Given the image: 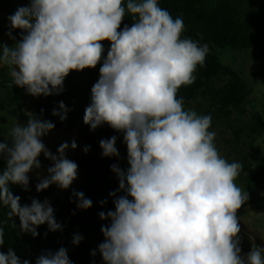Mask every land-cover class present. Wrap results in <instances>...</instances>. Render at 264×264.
<instances>
[{
	"label": "clouds",
	"instance_id": "obj_1",
	"mask_svg": "<svg viewBox=\"0 0 264 264\" xmlns=\"http://www.w3.org/2000/svg\"><path fill=\"white\" fill-rule=\"evenodd\" d=\"M126 14L134 23L120 31ZM9 20L13 29L27 34L13 47L0 45V67L8 66L14 85L33 96L58 94L71 71L95 68L104 52L101 42H111L84 115L92 130L107 123L123 132L128 150L126 171L111 166L127 195L115 199V211L99 214L111 219L101 229L105 240L99 251L105 264H264V248L253 245L241 255L237 212L249 199L235 183L242 164L220 155L216 133L209 131L212 117L185 110L184 99L178 97L182 86L195 82L197 66L209 53L207 44L181 38L182 18H173L159 0H31ZM60 108L64 115L53 114L65 120L68 109L63 102ZM54 127L30 117L11 128L10 144L0 142L5 163L0 205L10 209V218L18 216L21 230L34 237L45 223L52 232L62 231V225L49 201L33 199L21 206L11 186L30 190L29 173L41 168V153L53 163L36 185L38 192L53 184L68 189L78 173V165L65 156L68 143L54 155L42 142ZM116 140L100 141L103 156H119ZM71 147H77L75 141ZM73 195L78 208L92 207L83 192ZM82 239L77 234L73 243ZM4 242L0 227V248ZM0 264L29 261L21 262L9 248L0 251ZM36 264L72 261L61 247L40 255Z\"/></svg>",
	"mask_w": 264,
	"mask_h": 264
},
{
	"label": "trees",
	"instance_id": "obj_2",
	"mask_svg": "<svg viewBox=\"0 0 264 264\" xmlns=\"http://www.w3.org/2000/svg\"><path fill=\"white\" fill-rule=\"evenodd\" d=\"M159 4L173 18L183 19L185 28L181 38H191L209 47L205 63L198 65L194 73L195 82L182 86L178 91V97L184 99L185 110L210 115L212 123L215 119L227 122L233 133V139L228 144L234 145V148L243 136L254 140L264 133V104L262 109L253 107L252 111L249 110L253 89L243 77L236 57L237 52L254 49L264 61V0H159ZM133 23L131 14H126L119 30L122 31L125 25L131 27ZM21 36V32H15L0 45L13 47ZM103 47L102 60L97 66L71 71L58 94L30 95L25 88L14 85L8 66L0 68V109L15 107L24 118H30L26 110H32L34 118L52 122L55 125L53 130H75L77 135L69 140L70 144L75 141L77 147L72 148L73 152L67 159L78 165L79 181L65 192L62 200L55 199L50 203L62 231L52 232L48 225L43 224L37 228L39 235L34 237L30 232L21 230L18 216L10 218V209L0 205V227L4 229L5 241L0 251L7 253L11 248L21 262L27 260L29 264H36L40 255L64 247L72 264H105L99 251V245L105 240L101 229L110 226L111 219H101L99 214L115 211V199L127 195L119 188V178L111 166L115 164L126 171L130 165L123 132L116 131L107 123L92 130L84 122L85 110L92 103V87L100 78V67L110 50L106 44ZM261 75L264 77V72ZM61 102L68 109L65 120L53 114L55 110L64 115ZM113 136L117 137L119 156L105 157L100 141ZM11 139L10 134L5 137L0 125V142L10 144ZM85 147L89 148L87 153ZM245 160L247 162L242 164V169L247 170L252 161H257L264 174L263 158L248 152ZM4 167L5 163L0 159V171ZM32 176L31 171L29 191L19 185L11 186L13 194L21 198V206L31 205L33 199L43 203L42 196L50 194L49 189L38 192ZM74 192H83L92 201V207L86 210L78 208L79 201ZM77 234L83 237L78 245L73 243ZM93 251L95 255H92Z\"/></svg>",
	"mask_w": 264,
	"mask_h": 264
},
{
	"label": "rangeland",
	"instance_id": "obj_3",
	"mask_svg": "<svg viewBox=\"0 0 264 264\" xmlns=\"http://www.w3.org/2000/svg\"><path fill=\"white\" fill-rule=\"evenodd\" d=\"M30 2L31 0H0V43L6 39L8 40L15 32L22 33L21 39L23 35L27 34L20 29H13L9 16L14 14L19 7L29 6ZM101 43L111 47L110 41L105 40ZM236 57L237 65L241 67L243 77L253 89L249 110L252 111L253 107L262 109L264 104V77L261 73L264 72V61L254 49L237 52ZM26 111L29 117H34L32 110L27 109ZM28 120L29 118L20 116L15 107H2L0 109V125L4 130L5 137L17 122L26 124ZM209 131L216 133L214 143L220 155L229 162L246 163L245 155L248 152L253 156L264 159V133L257 136L254 140L243 136L239 145L234 148V145L228 144L233 139V133L229 129L227 122L215 119ZM76 137L75 130L70 132L51 130L41 139L46 148L54 155H59L58 148L61 144L68 143L69 147L65 151L67 158L73 152L69 140ZM39 160L42 165L41 168L32 170L35 189L40 179L49 175L47 169L53 163L43 153H41ZM78 181L79 179L76 178L68 189L74 187ZM235 183L249 194L248 201L237 212L241 228L238 234L242 250L241 255L246 256L252 250L253 245L264 248V174L261 172L259 163L252 161L247 170L242 169ZM48 189L50 194L42 196V198L44 201H49V203H52L55 199L62 200L65 192L68 191V189H61L55 184Z\"/></svg>",
	"mask_w": 264,
	"mask_h": 264
}]
</instances>
